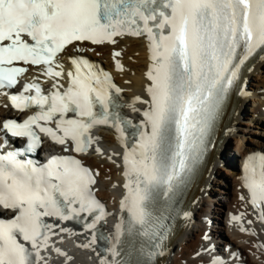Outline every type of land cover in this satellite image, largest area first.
<instances>
[{
	"label": "snow or ice",
	"instance_id": "snow-or-ice-1",
	"mask_svg": "<svg viewBox=\"0 0 264 264\" xmlns=\"http://www.w3.org/2000/svg\"><path fill=\"white\" fill-rule=\"evenodd\" d=\"M124 37L145 38L150 61L147 99L135 96L128 104L120 102L123 90L111 74L83 55ZM258 50L264 51V0H0V92L20 112L37 109L22 122H0V264H50L49 250L70 264L74 257L52 241L74 234L61 226L68 221L90 234L80 247L108 245L101 264H150L162 254L175 192L205 155L242 67ZM112 57L123 72L122 51ZM31 67L51 81L48 94L39 77L21 84ZM18 85L20 91H10ZM123 108L141 119L122 115ZM98 127L111 128L124 149L107 156L114 164L113 156L121 158L125 178L122 215L111 235L101 231L112 213L95 196L99 172L73 155L43 165L21 159L40 147L38 133L64 152L104 156L93 135ZM11 140L26 143L5 150ZM242 180L264 223V154L248 158ZM244 215L232 221L258 235L244 226ZM257 247L264 252V243ZM210 264L227 261L214 256Z\"/></svg>",
	"mask_w": 264,
	"mask_h": 264
},
{
	"label": "bare ground",
	"instance_id": "bare-ground-1",
	"mask_svg": "<svg viewBox=\"0 0 264 264\" xmlns=\"http://www.w3.org/2000/svg\"><path fill=\"white\" fill-rule=\"evenodd\" d=\"M117 39L119 43L114 47L97 46L95 52L83 55L111 73L115 85L123 90L120 98L125 104L130 103L135 96L147 99L144 91L147 84L145 73L150 62L147 41L143 37ZM113 51H122L119 59L124 66L123 72L116 70ZM62 62L65 71L71 68L67 55ZM34 77H39L37 82L41 83L42 88L52 91L51 81L45 82L47 78L36 68H30L24 78L32 82ZM62 82L67 83L66 79ZM240 91L244 94L240 95ZM4 104H8V101L0 92V122L13 113L12 108H5ZM137 107L143 108L144 105L137 104ZM125 110L138 121L141 119L138 113L128 108ZM93 135L101 138L96 146L105 155L90 152L84 156V160L95 172H99L94 187L98 196L107 204V211L112 213L103 225L112 234L122 215L119 202L125 190L119 185L125 182V178L122 167L117 166L122 163L121 158L113 156L116 161L114 164L107 156L113 152L123 153L124 149L116 134L110 130L94 129ZM208 151L206 162L186 199L185 207L189 216L184 217L181 230L160 252L162 254L158 255L154 264H210L214 256L223 257L227 264H264V252L257 247L264 243V223L257 218L249 202L250 193L242 180L248 158L253 154L257 157L264 154V51L258 50L246 63L240 90L227 106L224 119L211 138ZM42 152H62V147L47 141L42 146ZM241 213L245 214L244 226L254 229L258 235L242 232L239 224L232 221L234 215ZM247 220L253 223L248 225ZM61 226L73 229V225ZM73 233H60L52 238L56 247L74 257L70 264H101V258L105 255L96 246L95 251L80 247L89 242L90 234L79 230H73ZM206 236H210V240L205 239ZM49 251L52 257L50 264H65L64 257Z\"/></svg>",
	"mask_w": 264,
	"mask_h": 264
}]
</instances>
